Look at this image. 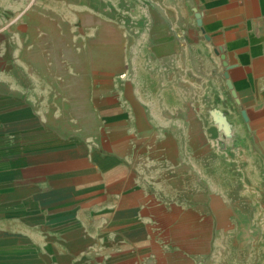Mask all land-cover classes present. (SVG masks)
Instances as JSON below:
<instances>
[{"label": "crops", "instance_id": "1", "mask_svg": "<svg viewBox=\"0 0 264 264\" xmlns=\"http://www.w3.org/2000/svg\"><path fill=\"white\" fill-rule=\"evenodd\" d=\"M24 1L0 0V264H198L216 141L264 149V0H152L85 55L51 44L115 0Z\"/></svg>", "mask_w": 264, "mask_h": 264}, {"label": "rangeland", "instance_id": "2", "mask_svg": "<svg viewBox=\"0 0 264 264\" xmlns=\"http://www.w3.org/2000/svg\"><path fill=\"white\" fill-rule=\"evenodd\" d=\"M37 1L25 0L24 7L13 13V17L25 20L29 15V9ZM129 1L130 12L123 10V0H115L117 10L94 12L85 6L82 12H72L74 17L82 19L81 23L76 26L68 24L65 44L52 43V51H65L68 55L76 52L84 55L99 53L106 49L100 41L107 38L120 40L129 31L133 34L134 25L128 23V18L133 19L132 15L151 14L144 9L146 2L152 0ZM153 1L164 3L163 0ZM83 2L90 9V4L94 1ZM98 2L100 7L106 3L104 0ZM166 14L170 16V12ZM149 24L150 21L145 27L149 28ZM82 83L85 89L87 85L84 78ZM86 94L88 91L84 90L83 95ZM215 148L226 152L224 162L226 170L219 171L216 168L205 174L209 175L211 188L220 192L224 200L221 203L218 199L211 203L205 200L193 205L194 210L214 212L220 216L210 225L207 234L208 247L202 253L198 264H264V149L255 144L249 149H242L224 141L221 143L216 141ZM207 162L215 163V157L211 156L209 161L206 159L200 161L201 164ZM170 207L173 208V205ZM182 212L181 208L171 216L178 217ZM171 216L168 223L175 222ZM159 223L157 220L153 222L157 227H160Z\"/></svg>", "mask_w": 264, "mask_h": 264}]
</instances>
